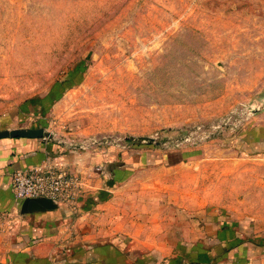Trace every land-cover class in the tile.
<instances>
[{
  "label": "rangeland",
  "instance_id": "rangeland-1",
  "mask_svg": "<svg viewBox=\"0 0 264 264\" xmlns=\"http://www.w3.org/2000/svg\"><path fill=\"white\" fill-rule=\"evenodd\" d=\"M39 127L115 164L80 264H264V0H0V130Z\"/></svg>",
  "mask_w": 264,
  "mask_h": 264
},
{
  "label": "crops",
  "instance_id": "crops-1",
  "mask_svg": "<svg viewBox=\"0 0 264 264\" xmlns=\"http://www.w3.org/2000/svg\"><path fill=\"white\" fill-rule=\"evenodd\" d=\"M46 139L20 137L0 139V264H54L53 256L61 255L58 253L61 251L58 245L65 244L69 245L67 247L69 251H64L65 255L71 254L67 260L56 264H80L76 259V253H72V243L83 238L92 241L90 243L93 245L96 241L94 237L102 233L98 223L104 218L105 212L102 210L113 207L108 202L109 198L103 201L96 200L98 194L104 193L106 196L112 191L103 184L111 186L116 183L114 178L108 175L115 166L112 160L105 158L100 160L97 157L93 163L95 165L86 167L84 161L87 159L80 157L78 152L66 154L64 149L50 138ZM42 163L56 164L66 170L78 171L84 184L82 193L70 204H60L58 207L55 204L50 210L35 209L21 213L20 202L12 194L11 174L13 171ZM123 165L121 169L130 167L129 163ZM89 223L93 224L90 234L86 232ZM82 225L83 234L80 235L77 229ZM54 243L57 245H52ZM103 243L98 240L91 248L103 252L104 248L99 246ZM106 248L104 251L107 254L108 246Z\"/></svg>",
  "mask_w": 264,
  "mask_h": 264
},
{
  "label": "built area",
  "instance_id": "built-area-1",
  "mask_svg": "<svg viewBox=\"0 0 264 264\" xmlns=\"http://www.w3.org/2000/svg\"><path fill=\"white\" fill-rule=\"evenodd\" d=\"M84 184L78 171L58 168L56 164L42 163L11 174L14 198L48 199L55 204H70L82 193Z\"/></svg>",
  "mask_w": 264,
  "mask_h": 264
},
{
  "label": "water",
  "instance_id": "water-1",
  "mask_svg": "<svg viewBox=\"0 0 264 264\" xmlns=\"http://www.w3.org/2000/svg\"><path fill=\"white\" fill-rule=\"evenodd\" d=\"M50 138L51 134L43 127L39 128H13L0 130L2 138ZM152 141V138H147ZM55 207V203L48 199H25L20 203V212L26 213L30 210L41 209L50 210Z\"/></svg>",
  "mask_w": 264,
  "mask_h": 264
}]
</instances>
